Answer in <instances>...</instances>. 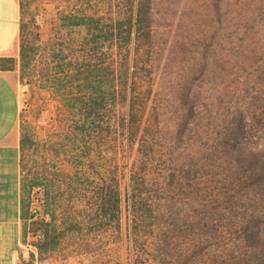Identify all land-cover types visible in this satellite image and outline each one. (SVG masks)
<instances>
[{"label": "trees", "instance_id": "16d2710c", "mask_svg": "<svg viewBox=\"0 0 264 264\" xmlns=\"http://www.w3.org/2000/svg\"><path fill=\"white\" fill-rule=\"evenodd\" d=\"M117 1L109 4L115 8L109 22L83 10L78 15L64 10L56 31L85 29L92 36L85 45L96 43L100 49L108 42L123 52L118 71L76 68L73 77L83 79L80 90L86 93L71 105L82 119L76 127L85 145L76 144L81 160L89 159L94 135L104 132L101 110L128 109L122 136L131 148L137 146L126 195L131 264H264V0L193 1L182 11L186 28L176 48L191 58L181 76L192 75L176 93L179 106L171 127L161 121L165 100L155 89L159 65L174 79L177 51L172 46L164 61L157 41L160 0ZM166 10L170 17L173 9ZM27 27L22 24V30ZM31 52L28 44L21 47L22 74L30 67ZM62 52L51 55L59 72L72 67ZM15 64L13 58H0V70H13ZM210 80L215 92L205 97L200 87ZM56 83L64 87V81ZM86 166L87 172L67 175L66 192L60 177L29 179V206L32 189L40 185L44 212L53 219L61 201L72 204L61 230L43 220L31 225L45 234L40 252L59 246L68 232L113 229L122 235L124 175L105 169L100 176L96 163ZM80 190L93 196L88 208L78 211L73 202ZM27 226L26 219L25 235Z\"/></svg>", "mask_w": 264, "mask_h": 264}, {"label": "rangeland", "instance_id": "374dc122", "mask_svg": "<svg viewBox=\"0 0 264 264\" xmlns=\"http://www.w3.org/2000/svg\"><path fill=\"white\" fill-rule=\"evenodd\" d=\"M22 1V0H21ZM207 5L209 0H172V4L167 0H160L158 4L159 13L156 17L158 32L157 41L162 49L164 61L167 60L168 50L173 48L176 51L173 63L174 79L165 72L164 64L159 65L157 79L155 80V89L162 93L164 98V114L161 116L163 125L171 127L175 124V112L179 106V100L176 93H179L180 86L192 75L187 72L183 77L182 70L186 65L184 61L191 59L184 56L180 50L182 47L176 48L183 30L186 28V19L182 15V11L192 2ZM24 7L21 8L22 24L28 27L22 30L20 36L21 47L28 44L32 47L30 56V67L28 71L22 74L19 72L18 84L22 95L23 110L20 121V130L32 137L34 145L27 149L24 154V171L25 176L33 180L37 174L46 175L49 167V157L45 147V134L43 131V122L41 119V111L35 108L34 89L44 86L46 79L54 77L57 73L53 67L52 53L56 49H61L67 61L72 64L71 82L68 86L69 96L73 99L76 96L86 93V89L80 90L81 80H75L76 68L81 71L94 70L95 68L103 69L108 67L110 70L118 71L120 60L123 52L111 43L98 45L96 43L85 45L87 38L92 36L85 29H75L73 31H63L57 33V23L59 17L65 10L67 13L78 15L77 11L83 10L86 14L96 18L103 17L102 22H109L113 18L115 8L110 7V3L115 6L117 0H23ZM173 5V7H171ZM166 9H173V14L169 17ZM176 14V15H175ZM175 15V16H174ZM188 30H192L191 26ZM134 48L130 49V64L133 59ZM125 54V52H124ZM21 65V61H20ZM79 70V71H80ZM87 74V72H85ZM214 79V78H213ZM215 85L210 80L207 85H201L200 91L203 96H209L213 93ZM119 89V87L117 88ZM119 91V90H118ZM173 97V98H172ZM127 107L109 106L106 110L100 112V125L104 127V132L95 134L91 139V153L89 159L81 160L82 149L77 147L80 143L81 147H85L82 142L80 133L77 131V125L81 123L80 115L74 111L71 113V149L69 152V164H67V175H74L78 170L87 172L86 163L93 162L98 165L97 171L100 176L105 169L109 171L119 170L123 178V198H124V217L122 225V235L113 229L107 233L96 232L89 234L84 230L79 235L68 232L65 237L61 238L59 250L67 256L71 257L72 264H131L130 245H129V216L126 204L127 186L129 178V168L136 156L137 146L131 148L127 140L122 136V119L127 118ZM172 131V128H170ZM73 140H76L77 143ZM77 144V146H76ZM85 161V164H81ZM81 162V163H80ZM69 165V167H68ZM61 168V167H60ZM58 170L62 172V169ZM90 173V172H89ZM56 174H60L57 172ZM61 175V174H60ZM60 176H58L59 178ZM96 178L95 176H93ZM61 180V179H60ZM31 194L37 197L38 194L33 188ZM93 192L88 190H80L75 197L73 205L77 210H85L88 208V202L91 201ZM62 202V201H61ZM59 203V207H63V203ZM67 207L72 205L65 202ZM37 207V206H36ZM63 213V212H62Z\"/></svg>", "mask_w": 264, "mask_h": 264}, {"label": "crops", "instance_id": "0c3cea01", "mask_svg": "<svg viewBox=\"0 0 264 264\" xmlns=\"http://www.w3.org/2000/svg\"><path fill=\"white\" fill-rule=\"evenodd\" d=\"M21 12V0H0V58H13L16 61L13 70H0V264H17L20 260L30 208L27 201L29 196L26 197V185L30 180L25 176L23 160L33 140L27 139L30 135L20 130L23 110L18 84L21 70ZM56 72L33 93L35 108L41 111L44 142L50 162L46 176L49 180H57L60 176L61 182H64L60 189L66 192L68 155L72 143L70 118L73 111L68 91L70 83L67 82L72 71L65 66L63 71ZM60 81H64L62 88L56 83ZM52 213L54 219L52 214L44 212L43 221L52 222L59 231L62 221L66 225L67 204L64 202L62 209L58 207ZM22 261V264H72L71 257L67 256L66 251L62 253L59 246L39 251L37 260L32 257L30 261Z\"/></svg>", "mask_w": 264, "mask_h": 264}, {"label": "built area", "instance_id": "2783aa9c", "mask_svg": "<svg viewBox=\"0 0 264 264\" xmlns=\"http://www.w3.org/2000/svg\"><path fill=\"white\" fill-rule=\"evenodd\" d=\"M37 197L30 195L29 218L27 219L26 238L22 246L20 260L17 264H22V260H31L32 257L37 260L39 245L44 241L45 234L42 230H33L31 225L37 220H43L44 216V187H34ZM37 206V207H36ZM22 259V260H21Z\"/></svg>", "mask_w": 264, "mask_h": 264}]
</instances>
